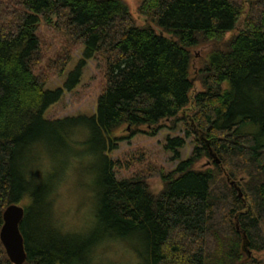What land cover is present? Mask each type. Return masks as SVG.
<instances>
[{
    "label": "trees",
    "instance_id": "16d2710c",
    "mask_svg": "<svg viewBox=\"0 0 264 264\" xmlns=\"http://www.w3.org/2000/svg\"><path fill=\"white\" fill-rule=\"evenodd\" d=\"M138 12L144 26L122 0H0V229L5 208L30 198L19 226L24 264H100L93 253L101 241L131 237L142 245L131 247L139 264H264V0H142ZM42 25L60 38L53 56ZM200 42L213 45L193 72ZM80 46L67 82L47 88ZM89 59L104 81L94 112L45 118ZM195 80L202 89L190 96ZM186 108L183 136L166 138L178 163L161 174L159 191L148 180L156 166L116 176L125 165L105 148H118L119 128L155 135ZM79 127L103 159L95 228L82 233L56 222L54 173L36 175L39 145L62 148ZM187 138L192 151L181 160ZM0 264H13L1 240Z\"/></svg>",
    "mask_w": 264,
    "mask_h": 264
},
{
    "label": "rangeland",
    "instance_id": "374dc122",
    "mask_svg": "<svg viewBox=\"0 0 264 264\" xmlns=\"http://www.w3.org/2000/svg\"><path fill=\"white\" fill-rule=\"evenodd\" d=\"M134 17L137 26L146 24L145 17L138 12V6L142 0H122ZM160 33L159 28H155ZM40 36L46 43L45 50L48 56L61 44L60 38L51 29L42 25ZM230 32L227 33L228 36ZM210 42H200L191 48L193 60L191 70L193 72L201 66L207 58ZM84 47L75 49L73 59L67 66L61 78L53 77L52 83L47 88L54 86L63 87L67 82L69 73L75 69L82 59ZM102 70L94 59L86 61L82 70L79 83L71 90H64L60 100L45 111L47 119H58L63 117H75L85 115L90 117L95 110L96 101L102 88ZM202 89V85L195 80L190 96L193 92ZM189 113V109L182 110L173 119L162 121L160 130L155 135H150L146 127H140V131L130 134L127 126L119 128L116 136L123 137L118 143L116 150H110L106 141L105 155L114 160H120L125 165L123 169L116 171L117 177H128L137 171H150V165L156 166L154 173H149L148 180L153 192L161 188V174H168L174 169L178 161L173 159L174 151L166 150L167 135L183 136L184 127L180 118ZM175 119V120H174ZM76 140L66 138L64 147L59 148L53 143L39 145L36 152L43 153L40 163L36 167L37 177L48 178L52 181V193L50 199L53 203L54 214L57 224L65 231L77 233L87 232L95 228V203L97 193V177L103 168V159L100 146L92 139L91 132L86 128H76ZM187 145L180 150L181 160L186 159L192 151L191 139L187 138ZM47 151V152H44ZM63 151L64 153H61ZM66 151V152H65ZM37 153V154H38ZM39 159V158H38ZM58 161L60 165H58ZM211 163L210 159H203L202 164ZM127 164V166H126ZM201 164V165H202ZM54 178V179H53ZM30 198H25L19 205L25 206ZM51 202L50 200H48ZM103 242V243H102ZM94 249L93 259L100 264H139V259L131 247L141 249L142 245L137 238H118L101 241ZM24 264V263H23Z\"/></svg>",
    "mask_w": 264,
    "mask_h": 264
},
{
    "label": "water",
    "instance_id": "95a60500",
    "mask_svg": "<svg viewBox=\"0 0 264 264\" xmlns=\"http://www.w3.org/2000/svg\"><path fill=\"white\" fill-rule=\"evenodd\" d=\"M2 216L0 240L6 254L13 264H23L26 261L27 253L19 226L24 216V207L19 204H11L5 208ZM246 244L245 241L243 248L250 256L251 253Z\"/></svg>",
    "mask_w": 264,
    "mask_h": 264
}]
</instances>
